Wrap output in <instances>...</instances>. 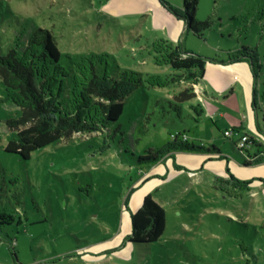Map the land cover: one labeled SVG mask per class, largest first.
Listing matches in <instances>:
<instances>
[{"label":"rangeland","instance_id":"374dc122","mask_svg":"<svg viewBox=\"0 0 264 264\" xmlns=\"http://www.w3.org/2000/svg\"><path fill=\"white\" fill-rule=\"evenodd\" d=\"M183 14V0H0V55L43 28L63 64L93 55L107 62L100 74L165 79L174 70L155 60L169 41L206 60L194 87L207 100L177 101L188 82L132 92L126 81L118 121L25 160L5 151L25 126L8 125L21 107L0 79V264H264V157L251 164L232 146L242 125L264 142V0H200L195 19L212 22L201 37ZM242 51L247 59L230 61ZM178 134L226 155V176L206 151L138 164ZM147 195L165 207L166 231L133 248L132 215Z\"/></svg>","mask_w":264,"mask_h":264},{"label":"trees","instance_id":"16d2710c","mask_svg":"<svg viewBox=\"0 0 264 264\" xmlns=\"http://www.w3.org/2000/svg\"><path fill=\"white\" fill-rule=\"evenodd\" d=\"M199 2L183 0V18L187 30L201 37L212 26V22L211 19H195ZM164 44V49L159 50L155 61L158 65H168L174 70L175 73L169 78L148 74L145 80L141 73L133 71H126L118 78L110 76L106 69L100 74L97 64L107 62L93 55L78 61L67 55L68 62L63 64L62 53L50 31L38 28L32 32L21 48H12L6 55H0V79L8 97L17 98L21 107V115L8 120V125L17 129L19 125L25 126L14 134L5 151L28 160L33 152L75 133L103 132L118 121L123 113L126 92L122 87L127 84L126 81L133 87L132 92L145 82L159 87L188 82L191 86L180 90L174 97L181 103L196 99L194 84L204 78L206 60L195 53L182 51L180 46L169 41ZM253 53L258 56L257 50ZM182 54L187 56L183 57ZM247 57L242 51L230 61ZM251 65L256 77L258 67L253 66L252 62ZM235 130L240 132L241 128ZM172 137V142L159 149L160 157L141 156L138 157V164L153 165L174 151L220 153L216 147L206 149L180 139V134ZM232 146L240 153L236 142H232ZM255 146L260 145L255 143ZM262 160L260 150L255 152L251 164H258ZM166 222L165 208L152 195H147L141 208L132 215V233L127 242L133 248L137 244L158 242L166 231Z\"/></svg>","mask_w":264,"mask_h":264},{"label":"crops","instance_id":"0c3cea01","mask_svg":"<svg viewBox=\"0 0 264 264\" xmlns=\"http://www.w3.org/2000/svg\"><path fill=\"white\" fill-rule=\"evenodd\" d=\"M198 88H199V86H198ZM200 90V89H199ZM233 91H234V89H233ZM202 100L203 99V101L204 102H207V100L201 95V91L199 92V94H197V98L195 99V100ZM222 115V114H221ZM226 115V114H225ZM226 131H228V130H226ZM248 133V134H250L248 131H247V129L245 128V126H241V131H240V133ZM252 135V134H251ZM257 140V139H256ZM259 140V139H258ZM259 143H258V145H260V146H253V150L251 149V152H253V155H254V153L255 152H257V151H260L261 150V156L262 157H264V142L260 139L259 141H258ZM262 145V146H261ZM189 153H193V152H189ZM197 153V152H196ZM211 156V159H210V165L213 167V169L217 172V173H219V174H221V175H225L226 176V155H222V153L220 152V153H212L211 152V154H210ZM216 155H222V158L220 159V157H216ZM263 159V158H262ZM154 165V164H153ZM197 176V174L195 173V172H190V176ZM162 206V205H161ZM164 207V206H163ZM165 208V207H164Z\"/></svg>","mask_w":264,"mask_h":264},{"label":"built area","instance_id":"2783aa9c","mask_svg":"<svg viewBox=\"0 0 264 264\" xmlns=\"http://www.w3.org/2000/svg\"><path fill=\"white\" fill-rule=\"evenodd\" d=\"M195 91L197 94H199L200 90L198 88V86L195 87ZM240 133V132H238ZM225 136L226 137H231L232 136V131H225ZM184 140H187L186 137L184 136L183 138ZM256 139L251 136L248 133H241L239 140L236 142V146L237 149L240 151V153L246 158L248 159L249 157H251V159L253 158V154L251 156V149L253 148V146H255V141Z\"/></svg>","mask_w":264,"mask_h":264}]
</instances>
